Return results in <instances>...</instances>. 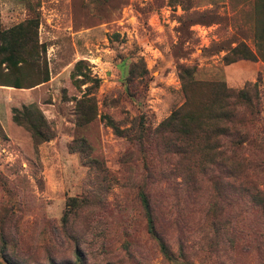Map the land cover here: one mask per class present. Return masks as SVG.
Here are the masks:
<instances>
[{
    "label": "rangeland",
    "instance_id": "obj_1",
    "mask_svg": "<svg viewBox=\"0 0 264 264\" xmlns=\"http://www.w3.org/2000/svg\"><path fill=\"white\" fill-rule=\"evenodd\" d=\"M204 2L213 7L201 9ZM254 6L255 0H0L2 30L38 18L49 73L38 90L0 86V247L6 241L7 254L26 264H80L76 252L81 264H264V204L254 197L258 190L264 198V62H223L239 43L256 52ZM180 65L192 67L199 82L258 88L245 167L218 192L197 169L183 178L185 162L155 141L132 144L102 119L125 129L143 115L155 128L184 102ZM76 74L100 81L97 116L88 124H78L77 102L91 83L77 85ZM31 103L55 134L38 146L27 134L8 138L2 128L9 126L3 114ZM141 190L172 262L147 233ZM71 198L80 207L63 223Z\"/></svg>",
    "mask_w": 264,
    "mask_h": 264
},
{
    "label": "trees",
    "instance_id": "obj_2",
    "mask_svg": "<svg viewBox=\"0 0 264 264\" xmlns=\"http://www.w3.org/2000/svg\"><path fill=\"white\" fill-rule=\"evenodd\" d=\"M254 7L256 52L249 50L244 43H239L223 57L225 65L239 59L259 58L264 62V0H255ZM38 26V18H28L8 29L0 28V86L31 89L49 81L48 69L42 63V55H45L46 50L38 41ZM82 63L83 61L77 62L75 69H79ZM178 71L184 102L155 128L151 129L145 123L143 115L139 117L138 126L125 129L116 125L108 116H103L102 119L113 134L132 144L143 147L148 139L155 141L156 147L165 155H175L185 162L180 166L183 178L191 177L193 169H197L202 175L209 176L214 190L218 192L245 167L247 158L244 155V144L250 138L248 129L259 112L258 88L256 83L234 90L223 82H199L193 78L194 69L188 66L180 65ZM146 72L147 70L144 71ZM135 74L136 69L131 68L127 79L131 85H134ZM76 76L82 77L75 79L77 85L91 83V87L85 88L77 102L78 124H88L97 116L94 94L100 81L84 74ZM12 121L29 133L35 146L50 142L55 137L50 123L35 104L12 109ZM186 182L193 184V179L187 178ZM256 191L254 197L260 204H264L262 191ZM138 197L146 220L147 233L155 241L162 258L172 262L173 254L157 230L153 207L147 194L141 190ZM67 207L69 209L63 214V223H67L68 215L80 207L79 201L71 198ZM7 253L5 241L0 247L5 263L26 264L13 259ZM76 260L81 264L79 252H76ZM50 264L57 263L51 259Z\"/></svg>",
    "mask_w": 264,
    "mask_h": 264
},
{
    "label": "crops",
    "instance_id": "obj_3",
    "mask_svg": "<svg viewBox=\"0 0 264 264\" xmlns=\"http://www.w3.org/2000/svg\"><path fill=\"white\" fill-rule=\"evenodd\" d=\"M176 7H177V9H178V11L179 12H181V13H184L185 12V9L182 7L181 8V6L180 5H178V4H176L175 5ZM174 6V7H175ZM210 7H213V3L212 2H204L203 3V6H201L200 8L201 9H205V8H210ZM194 9H198V8H189V12H193V10ZM167 12V11H166ZM206 30H210L211 29V27H207V28H205ZM206 32H208V31H206ZM230 65V64H229ZM42 86H44V84H42V85H40V86H38V87H36V88H34V89H31L32 91H34V90H38V89H40ZM10 90H13V91H16V90H18V89H15V88H9ZM32 91H30V92H32ZM32 104V103H31ZM22 106H24V105H22ZM21 106V107H22ZM25 106H26V104H25ZM20 107V108H21ZM14 108H17V107H14ZM14 108H12V109H14ZM20 108H17V109H20ZM12 109H11V112H10V109H9V111H8V113L5 115V114H3V116H4V118H5V124H9V126H8V131H7V128L6 127H4V125H3V130H4V132L6 133V135H7V137L8 138H11L10 137V134H11V136L14 134L15 135V137H16V139H19L20 137H25L26 136V134H27V136H29L28 138H30V135H29V133L27 132V131H24L23 130V128L22 127H20V126H17L16 124H14V122L12 121ZM0 123H2L1 121H0ZM6 126V125H5ZM19 137V138H18ZM30 140H31V138H30ZM31 142H32V140H31Z\"/></svg>",
    "mask_w": 264,
    "mask_h": 264
}]
</instances>
